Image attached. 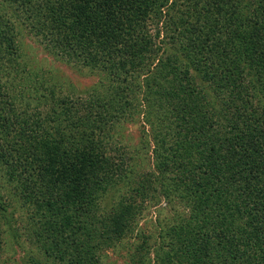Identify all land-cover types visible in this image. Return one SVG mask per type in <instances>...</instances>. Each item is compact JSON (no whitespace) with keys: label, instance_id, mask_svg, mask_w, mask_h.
<instances>
[{"label":"trees","instance_id":"trees-1","mask_svg":"<svg viewBox=\"0 0 264 264\" xmlns=\"http://www.w3.org/2000/svg\"><path fill=\"white\" fill-rule=\"evenodd\" d=\"M12 2L11 16L24 10L33 32L55 54L70 62L101 66L108 84H117L107 100H96L94 105L98 118H105L107 110H115V118L101 121L91 139H79L83 151L78 158L84 166L89 156L104 155L99 151L102 134L107 130L106 136L111 135L104 128L132 108L140 90L139 66L150 59L144 54H157L143 81L149 83L143 104L151 106L154 131L162 138L156 140L166 150V154L155 151L154 165L166 171L175 164V181L187 183L197 214L203 217L196 221L194 214L187 228L167 229L156 246V263L264 264V0ZM150 21L157 26L154 34L148 29ZM7 25L0 21V53L10 40L8 47L15 54L16 35L8 34ZM163 38L169 46L163 45ZM17 62L22 65L19 57ZM19 64L15 63L17 71L22 69ZM77 107L73 100L66 105L70 128L91 119L92 114L75 118ZM28 176L31 181L39 178ZM140 191L144 197L145 190ZM31 200L40 204L37 198ZM61 200L60 193L46 199L52 208L61 207ZM52 208L46 209L45 217L49 211L54 214ZM43 232L38 241L45 249L46 237L61 240L66 229L54 226ZM100 234L88 242L91 248L106 237ZM64 241L68 248L63 247L67 252L63 254L68 255L57 254L67 264L69 245H74L73 258L76 254L84 258L90 248L85 239L81 246L70 234Z\"/></svg>","mask_w":264,"mask_h":264},{"label":"rangeland","instance_id":"rangeland-1","mask_svg":"<svg viewBox=\"0 0 264 264\" xmlns=\"http://www.w3.org/2000/svg\"><path fill=\"white\" fill-rule=\"evenodd\" d=\"M12 1L0 0V21L8 24L10 36L16 35L18 50L12 53L10 40H6L0 53V99L4 102L0 103V264H67L58 256L67 253L65 237L70 234L81 246L85 239L89 246L96 233L106 237L89 246L84 258L78 254L73 258L74 245H69L70 264H85V259L94 264H157L156 246L162 243L165 231L172 226L187 228L194 214L196 221L203 217L197 214L187 183L175 181V164L166 171L154 165L155 151L166 154V150L156 140L162 138L154 131L151 106L143 104L149 89V83L143 81L157 54H144L150 59L139 66L140 90L132 99V108L104 128L111 133L106 136L104 131L100 140L103 148L99 151L104 155L89 156L84 166L78 158L83 151L79 139H91L105 118H115V110L98 118L94 105L96 100H107L117 84H108L101 66L70 62L55 54L33 32L24 10L11 16L10 11L15 12ZM156 28L150 21V34ZM160 41L165 47L170 45L166 38ZM15 63L25 72L17 71ZM72 100L78 102L75 118L92 116L89 122L70 128L65 113ZM156 116L162 119L161 114ZM28 174L39 178L31 181ZM58 193L63 199L61 207L52 208L46 199ZM34 198L39 205L31 200ZM48 208L54 214L49 211L45 217ZM54 226L65 228V237H46L48 248L43 249L38 238Z\"/></svg>","mask_w":264,"mask_h":264}]
</instances>
